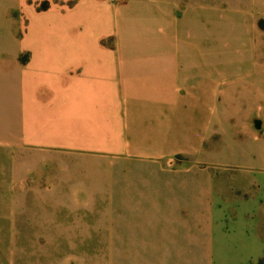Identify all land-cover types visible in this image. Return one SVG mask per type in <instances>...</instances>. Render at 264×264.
I'll use <instances>...</instances> for the list:
<instances>
[{
	"label": "rangeland",
	"instance_id": "obj_1",
	"mask_svg": "<svg viewBox=\"0 0 264 264\" xmlns=\"http://www.w3.org/2000/svg\"><path fill=\"white\" fill-rule=\"evenodd\" d=\"M198 39L246 85L218 99L192 155L130 157L113 62H160ZM250 56L264 73V0H0V264H264Z\"/></svg>",
	"mask_w": 264,
	"mask_h": 264
},
{
	"label": "crops",
	"instance_id": "obj_2",
	"mask_svg": "<svg viewBox=\"0 0 264 264\" xmlns=\"http://www.w3.org/2000/svg\"><path fill=\"white\" fill-rule=\"evenodd\" d=\"M121 16L117 14L116 19ZM166 24L170 25L168 21ZM190 34L194 38L203 35L195 28L188 31ZM172 43L166 57L162 47L160 62L137 63L131 69L128 64L113 62V77L123 86L119 98L122 100L121 139L130 157L160 160L177 154L192 155L214 134L218 99L227 101L231 93L239 90L233 86L246 81L242 67L232 72L225 51L213 47L212 61H207L199 39L197 45L193 40L194 46H176L174 40ZM251 58L244 68L251 72L254 85L249 86L250 91L244 88L241 91L259 97L264 94V73L255 71ZM205 69H209L208 74L213 78L201 81L199 76ZM193 111L194 117L190 119L193 125L188 129L187 120L181 118ZM183 122L185 126L181 125Z\"/></svg>",
	"mask_w": 264,
	"mask_h": 264
}]
</instances>
